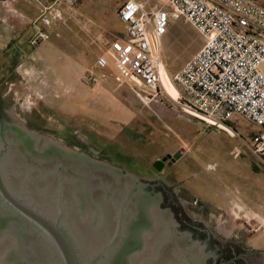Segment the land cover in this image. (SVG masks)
Here are the masks:
<instances>
[{
    "label": "rangeland",
    "instance_id": "374dc122",
    "mask_svg": "<svg viewBox=\"0 0 264 264\" xmlns=\"http://www.w3.org/2000/svg\"><path fill=\"white\" fill-rule=\"evenodd\" d=\"M55 1H42L34 18L17 0H0V64L10 60L5 47L12 37L25 53L0 86L6 112L29 130L138 178L140 171L165 178L193 218L209 222L218 236L264 247V168L240 138L186 114L174 101L177 88L147 104L130 82L115 79L112 59L98 67L107 41L125 32L117 14L123 0ZM147 2L150 8L161 0ZM47 6L61 15L50 14L49 25L40 17ZM167 38L163 72L170 78L167 67L175 75L203 38L184 20L172 22ZM92 76L109 80L95 84ZM230 126L245 137L259 131L243 116ZM169 153L185 155L160 174L153 162Z\"/></svg>",
    "mask_w": 264,
    "mask_h": 264
},
{
    "label": "water",
    "instance_id": "95a60500",
    "mask_svg": "<svg viewBox=\"0 0 264 264\" xmlns=\"http://www.w3.org/2000/svg\"><path fill=\"white\" fill-rule=\"evenodd\" d=\"M21 141L0 128V264H207L213 255L167 210L162 218L138 177Z\"/></svg>",
    "mask_w": 264,
    "mask_h": 264
},
{
    "label": "built area",
    "instance_id": "2783aa9c",
    "mask_svg": "<svg viewBox=\"0 0 264 264\" xmlns=\"http://www.w3.org/2000/svg\"><path fill=\"white\" fill-rule=\"evenodd\" d=\"M147 3L123 0L117 14L125 32L107 41L109 47L98 58V67L107 68L112 59L118 82H130L143 102L157 103L167 93L162 80L163 45L172 22L190 23L203 45L175 75L167 67L179 92L174 101L207 126L236 135L264 168V4L259 0H161L149 8ZM54 12L55 16L52 6L45 7L40 16L45 24H50ZM39 36L48 37L43 31ZM104 78L91 80L98 84ZM236 116L253 122L259 131L249 137L238 133L230 126Z\"/></svg>",
    "mask_w": 264,
    "mask_h": 264
},
{
    "label": "flooded vegetation",
    "instance_id": "af4514ba",
    "mask_svg": "<svg viewBox=\"0 0 264 264\" xmlns=\"http://www.w3.org/2000/svg\"><path fill=\"white\" fill-rule=\"evenodd\" d=\"M14 41V37L10 38L5 47V53L10 60L4 61L0 64V86L6 76L9 77L13 73L17 60H19L20 56L24 53H21V47L17 46ZM6 105L7 100L5 99V95L0 90V128L3 127L9 135L13 134L16 138L22 140L21 142L33 151L43 149V151H53L54 153L61 150L60 153H64L62 152L61 147L69 149L64 144L60 145L56 141H44V139L36 132L29 130L23 124L16 122L14 118H9L5 114ZM76 153L85 155L82 152ZM176 154H179V158H175ZM176 154L172 155L169 153L163 158H158L153 162V167L159 171L160 174L163 173L167 168L175 166L185 155V153ZM88 157L90 159H95L91 156ZM122 171L125 172L126 170ZM139 174H142L139 176V179L148 185L147 190L154 193V196L157 195V212L162 216V218H166L165 210H167L170 217L175 220L179 232H186L191 235L192 239L199 240L202 243L207 244L208 250L213 253L207 264H264V252L251 253L254 249L264 248H250L247 247L246 243L243 241L228 240L218 236L217 233L213 231V226L209 222L193 218L187 208V205L181 200V197L175 190V186L173 184H169L165 178L161 177H157L156 179L146 178L147 175H143L142 171H140ZM174 239L177 240L179 237H175Z\"/></svg>",
    "mask_w": 264,
    "mask_h": 264
},
{
    "label": "crops",
    "instance_id": "0c3cea01",
    "mask_svg": "<svg viewBox=\"0 0 264 264\" xmlns=\"http://www.w3.org/2000/svg\"><path fill=\"white\" fill-rule=\"evenodd\" d=\"M18 2H20V7L26 12L28 13L29 16H33L34 18L36 17L37 14V7L40 5L43 6L42 1H49V0H17ZM260 2H262L264 4V0H259ZM45 9V7H44ZM43 8H41V13L44 10ZM171 31V29H170ZM103 80V79H102ZM109 78L107 77L106 79L104 78L103 81H108ZM49 89L45 88V90H42L41 93L45 95L46 92H48ZM260 247V246H259ZM262 247V246H261ZM264 248V247H262Z\"/></svg>",
    "mask_w": 264,
    "mask_h": 264
},
{
    "label": "bare ground",
    "instance_id": "6f19581e",
    "mask_svg": "<svg viewBox=\"0 0 264 264\" xmlns=\"http://www.w3.org/2000/svg\"><path fill=\"white\" fill-rule=\"evenodd\" d=\"M164 67L162 66V80H163V85H164V87H165V89H166V92H167V94H170V90L173 88V87H175L174 85H173V83L171 82V80H170V78L169 77H167L165 74H164ZM176 88V87H175Z\"/></svg>",
    "mask_w": 264,
    "mask_h": 264
}]
</instances>
